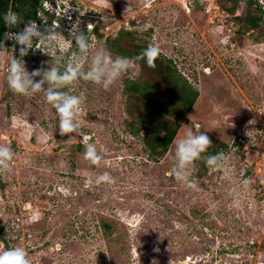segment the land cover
Here are the masks:
<instances>
[{
  "label": "rangeland",
  "instance_id": "obj_1",
  "mask_svg": "<svg viewBox=\"0 0 264 264\" xmlns=\"http://www.w3.org/2000/svg\"><path fill=\"white\" fill-rule=\"evenodd\" d=\"M30 3L42 31L54 27L71 39L74 25L84 34L91 25L92 51L123 56L115 46L122 31L132 34L125 41L157 46L159 57L199 93L192 111L182 110L177 137L183 125L199 124L212 141L204 156L223 152L227 159L218 168L198 160L192 189L169 174L174 145L159 161L149 157L145 131L135 136L129 126L139 114L135 119L128 111L131 103L144 104L127 87L141 78L143 55L131 58L108 90L77 81L70 92L81 100L79 129L61 135L43 92L9 89L8 65L20 58V46L8 39L0 56V146L15 157L0 172V251L20 246L31 264H264V0ZM36 48L23 58L29 73L50 62L62 68L77 51L74 41L63 53ZM160 106L170 119L180 108L170 97ZM88 143L96 145L99 165L84 158ZM105 172L111 183L86 186Z\"/></svg>",
  "mask_w": 264,
  "mask_h": 264
},
{
  "label": "clouds",
  "instance_id": "obj_2",
  "mask_svg": "<svg viewBox=\"0 0 264 264\" xmlns=\"http://www.w3.org/2000/svg\"><path fill=\"white\" fill-rule=\"evenodd\" d=\"M4 25L8 28L19 26L20 20L16 12L9 10L0 17ZM88 33L84 34L79 25H74L71 31V39H66L64 35L58 33L54 27L41 30V26L34 21L25 23L24 28L16 33L9 32L5 39L15 41L19 45V57L10 60L7 70V85L9 89L20 95H31L44 93V99L47 104L55 110L58 117L59 130L61 135H70L78 132L80 121V97L71 94V87L79 80L90 82L108 90L114 86L121 76L128 71L133 61L125 56H115L104 48L92 51V44ZM34 41L36 43L34 44ZM75 42L76 52L62 68L50 62L48 68H39L31 73L27 70L24 57L29 54V50L37 49L36 45H42L49 50H59L66 52L70 45ZM14 52L16 51L15 48ZM8 48L3 42H0V56L7 54ZM160 50L157 46L150 44L144 49L143 57L146 63L151 67L155 59L159 56ZM39 78V79H37ZM69 89V91H65ZM191 120V116L189 117ZM192 125V121L191 124ZM183 125V135L178 136L174 141V164L169 174L174 179L189 188L197 187L195 181L191 179L194 166L198 160L204 158L205 164L209 168H218L222 161L227 159L223 152L215 155L204 156L212 145L209 136L204 132H199V124ZM248 135V133H247ZM71 140V139H69ZM15 153L6 146H0V172L9 171L10 164L14 160ZM84 158L93 165H99L102 157L97 151L94 143H88L85 147ZM61 162L60 167H64ZM112 178L105 172L99 175L95 180L88 178L85 181L88 185H100L111 183ZM250 181L244 179L241 181L243 188L249 186ZM0 264H31L26 250L20 246L10 247L0 251Z\"/></svg>",
  "mask_w": 264,
  "mask_h": 264
},
{
  "label": "trees",
  "instance_id": "obj_3",
  "mask_svg": "<svg viewBox=\"0 0 264 264\" xmlns=\"http://www.w3.org/2000/svg\"><path fill=\"white\" fill-rule=\"evenodd\" d=\"M30 1L0 0V17L7 11L12 10L18 14L21 24L35 21L37 18L36 10L32 11L33 7H26V5H31ZM253 4L254 2L251 1L250 5ZM234 11L232 10L231 12ZM249 24L250 27L255 28L257 26V17L251 16ZM13 30L14 28L6 27L3 19L0 18V42H3L5 47L9 45L5 35ZM93 33L98 38H101L96 29L93 30ZM125 36H132V34L126 31L120 33L115 45L118 54L128 58L141 57L144 49L148 47V41L145 40L140 43H136L133 39L125 41ZM141 63L143 71L141 78L137 83H128L127 87L130 94H139L144 104L140 101L130 104L129 113L134 117L133 113L136 111L140 119H138V123H135V120L129 122V126L136 128V131H134L135 136H140L142 131H145L142 138L143 145L149 157L156 162L163 159L170 151L173 141L184 123L182 110L186 114L190 113L198 99L199 93L192 89L187 82L179 78L177 71L172 65L162 60L161 57L158 56L151 67L146 63L144 57ZM167 97H170L175 105L180 106L176 110L175 119L168 118L166 111L164 112V108L160 106L161 101ZM7 108L10 114V106ZM134 118L137 119V117ZM215 154L216 152H214ZM3 242L6 244L4 239Z\"/></svg>",
  "mask_w": 264,
  "mask_h": 264
}]
</instances>
